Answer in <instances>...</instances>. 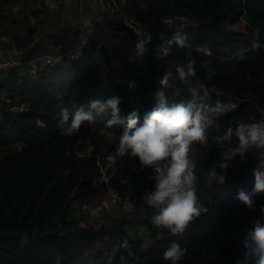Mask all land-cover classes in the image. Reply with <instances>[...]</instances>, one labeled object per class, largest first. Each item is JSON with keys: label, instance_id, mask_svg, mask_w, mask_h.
<instances>
[{"label": "trees", "instance_id": "16d2710c", "mask_svg": "<svg viewBox=\"0 0 264 264\" xmlns=\"http://www.w3.org/2000/svg\"><path fill=\"white\" fill-rule=\"evenodd\" d=\"M20 1L0 0V39L9 35L10 26H27L24 34L32 36L41 25V20L26 25L42 13L37 7L17 17L13 8ZM114 2L123 18L111 22L131 36V47L107 53V46L96 40H76L67 51L80 49L77 59L65 58L45 69L15 67L0 75V264H167L163 253L172 242L187 249L178 264L242 261L243 241L261 219L264 194L252 197L254 210L236 197L241 189L252 192L253 170L264 164V149L229 161L223 185H210L205 177L224 151L238 146L235 135L230 142L222 140L228 128L234 132L238 122L264 118V0ZM241 22L244 29H235ZM176 32L187 37L186 47L173 41ZM147 35L152 40L140 54L136 43ZM161 45L170 55L160 58ZM43 53L31 52L24 59ZM114 60L118 67L111 69ZM189 62H194L195 75L182 81L176 68L187 72ZM168 72L171 76L162 86ZM199 85L210 91L213 106L220 100L238 108L218 117L207 129V142L192 147L197 193L208 211L182 235L172 236L151 223L154 210L145 197L154 186L153 169L142 168L130 154H115L123 126L106 127L110 115H98L90 102L118 96L120 115L137 111L139 127L155 106L157 91L163 90L169 103H186L193 90L203 94ZM61 101L70 113L83 105L95 123L85 122L75 135H67L61 107L56 106ZM248 108L256 111L251 118ZM110 191L120 213L100 224L83 223L77 208ZM126 195L136 205L133 215L121 208ZM131 230H142L147 244ZM125 241L127 247H121Z\"/></svg>", "mask_w": 264, "mask_h": 264}, {"label": "clouds", "instance_id": "9594fccd", "mask_svg": "<svg viewBox=\"0 0 264 264\" xmlns=\"http://www.w3.org/2000/svg\"><path fill=\"white\" fill-rule=\"evenodd\" d=\"M186 39L187 37H182L180 32L174 33L173 41L177 46L186 47ZM151 40V35L138 40L137 52L142 54L145 44ZM173 41L168 42L169 46ZM158 51L160 58L170 55L169 49L163 45ZM193 65L194 62L188 63L187 72L183 66L176 68L182 81L195 75ZM170 76L171 72L164 74L161 79L162 86L167 84ZM129 86L133 87L134 84ZM199 88L203 94L200 95L193 90V99L186 103H169L164 91H157L156 104L145 114L139 127L137 111H132L126 117L120 115L121 100L118 96L113 95L103 102L99 100L90 102V108L98 115H110L105 121L106 127L123 126L115 154L121 158L130 154L132 158H138L142 168L153 169L154 186L145 197L147 206L154 210L151 223L158 230H166L172 236L182 235L195 218L208 211L200 204L197 193L196 165L190 156L192 147L207 142V129L215 124L218 117L234 112L238 108V104L232 101L223 103L220 100L213 106L209 103L210 91L203 85H199ZM62 103L63 101L56 106L61 107ZM60 116L61 124L67 125L66 132L69 136L75 135L85 122L95 123L92 112L86 111L83 105L76 107L71 113L68 108L61 107ZM233 135L238 141V146L224 151L222 159L207 172L205 180L210 185L226 183L229 161L236 156L243 157L251 149H264V118L259 120L252 118L249 123L238 122L235 131L228 128L222 140L230 142ZM253 176L252 192L241 189L236 197L250 210H254L252 197L264 194V164L253 170ZM259 212L261 219L254 222L248 238L243 241V260H237L235 264H264V204L259 206ZM156 239H161V236L158 234ZM121 247H127V241ZM186 252L187 249L172 242L164 251L163 259L167 264H178Z\"/></svg>", "mask_w": 264, "mask_h": 264}, {"label": "rangeland", "instance_id": "374dc122", "mask_svg": "<svg viewBox=\"0 0 264 264\" xmlns=\"http://www.w3.org/2000/svg\"><path fill=\"white\" fill-rule=\"evenodd\" d=\"M35 1L39 2L41 0H35ZM54 1L55 0H52L51 2L55 3ZM36 7L39 9L42 8L43 12L40 14V16L30 19L29 23L28 24L26 23V25H33L35 22H38L39 20L42 21L41 25L37 26L36 31L32 36L24 34V32L27 31V26L20 25L21 28L10 26L9 35L3 36L0 39V59L9 58L14 55L13 53L15 50L13 47H16V45H18L19 39H25L27 41L35 40L31 48L28 47L29 45L27 47L26 46L20 47V49H24L23 50L24 55L31 53L32 48H34L37 51H43V52L51 51L55 54H59L62 53V50L69 48V46L67 45H71L72 43H74V41L81 39L80 37L82 36V32L84 31V27H85L84 25H86V19L84 17V14H80V11H78V9L76 8L72 12L69 10L65 11L67 15L69 13H72L69 18H72L74 16L71 25L69 26L65 25L66 23L65 18L67 15L65 13H61V15H56L58 11L60 12V10L58 8L51 9L50 0H42L38 4V6L35 2H32V0H28V1L21 0L16 6H14L13 9L18 11L17 17L20 19L21 15H23L22 13L26 12L27 14L28 9L31 8V10L33 11L34 9H36ZM51 13H53L54 15H52ZM10 17H12V15H10ZM62 25L65 26L62 28ZM244 26L245 25L242 22L236 25L235 29L243 30ZM65 29L68 30L66 32H63ZM58 37L62 38V43L58 42L55 44L56 47L52 48L50 41L55 40ZM44 42L47 45L43 46ZM27 44H23V45H27ZM42 48L44 49L42 50ZM117 67H118V63L116 62L111 63V69H116ZM255 112H256L255 109L248 108L246 112V116L251 118L252 116H254ZM191 151L193 157L195 154V149L193 148ZM116 199L117 197L113 194L112 191H110L107 194L100 196L94 202H91L82 208L78 207L77 215L82 219L83 223L96 222L100 224L102 223V221H105L108 217L115 215L114 212L117 210L118 207V203ZM132 232L133 230L130 231V233ZM133 235H136V237H141L143 245L147 244L146 236H144V232L142 230L133 232Z\"/></svg>", "mask_w": 264, "mask_h": 264}, {"label": "crops", "instance_id": "0c3cea01", "mask_svg": "<svg viewBox=\"0 0 264 264\" xmlns=\"http://www.w3.org/2000/svg\"><path fill=\"white\" fill-rule=\"evenodd\" d=\"M41 1H39V2L35 1L37 6ZM51 1L52 0H50V8L51 9L58 8L60 10V12L58 11L56 15H61V13H65V11H67V10L72 12V11H74L75 8L78 9V11H80V14H84V17L86 19V25H84L85 26L84 31L82 32V36L80 37L81 38L80 40L82 43H86V41H88V39L96 40L99 43L107 46V52H110L114 48H118V47H122V46L123 47H131V44H132L131 36L129 34H127L124 30L118 28V26H116L113 22H110V20L108 21L98 11L97 7L94 4L90 3L88 0H55L54 1L55 3L51 2ZM40 10H42V8ZM51 14L54 15L53 13H51ZM65 14L67 15V13H65ZM71 14L72 13H69L66 16V18L64 17L65 22H66L65 25H67V26L71 25V22L73 20L74 14L72 15L73 16L72 18H69ZM62 23H64V22H62ZM243 24H244V22H243ZM65 25H62V28ZM67 30L68 29H65L63 32H66ZM34 42H35V40L27 41L25 39H19L18 45H16V47H13V48H14V50L23 51L24 49H20V47H22V46L27 47L29 45L28 47L31 48ZM58 42L62 43L61 37H58L55 40H51L50 44H51L52 48H55L56 47L55 44ZM23 44H27V45H23ZM45 45H47V44L44 42L43 46H45ZM65 48H67V47H65ZM43 49L44 48H42V50ZM67 49L62 50V53L66 52ZM31 50H32V52L37 51L34 48H32ZM112 62L117 63V60H114ZM119 213H120V210L117 208V210L114 212V214H119Z\"/></svg>", "mask_w": 264, "mask_h": 264}, {"label": "built area", "instance_id": "2783aa9c", "mask_svg": "<svg viewBox=\"0 0 264 264\" xmlns=\"http://www.w3.org/2000/svg\"><path fill=\"white\" fill-rule=\"evenodd\" d=\"M94 4L98 11L110 21L119 20L123 18V14L119 6L114 0H88ZM14 55L9 58L0 59V75L8 72L10 69L15 67H23L28 69H45L52 68L63 62L65 58L77 59L81 56L80 49L66 51L64 53H51L46 52L36 57L24 59V52L15 50ZM122 210L128 214L133 215L136 213L137 208L130 196L126 195L120 199ZM132 205L134 207H129Z\"/></svg>", "mask_w": 264, "mask_h": 264}, {"label": "bare ground", "instance_id": "6f19581e", "mask_svg": "<svg viewBox=\"0 0 264 264\" xmlns=\"http://www.w3.org/2000/svg\"><path fill=\"white\" fill-rule=\"evenodd\" d=\"M111 28V27H110ZM32 32V31H31ZM45 35V34H44ZM108 35V34H107ZM31 43V42H30ZM104 51H105V49H104ZM104 207V206H103ZM121 211V210H120ZM123 212V211H122ZM123 214V213H122ZM126 214V213H125ZM147 215V214H146ZM128 227V226H127Z\"/></svg>", "mask_w": 264, "mask_h": 264}, {"label": "water", "instance_id": "95a60500", "mask_svg": "<svg viewBox=\"0 0 264 264\" xmlns=\"http://www.w3.org/2000/svg\"><path fill=\"white\" fill-rule=\"evenodd\" d=\"M153 32V31H152Z\"/></svg>", "mask_w": 264, "mask_h": 264}]
</instances>
